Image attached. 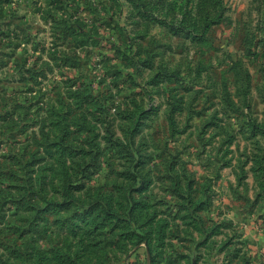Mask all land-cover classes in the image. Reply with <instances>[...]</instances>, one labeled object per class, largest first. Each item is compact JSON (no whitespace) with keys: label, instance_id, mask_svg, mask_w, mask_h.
I'll use <instances>...</instances> for the list:
<instances>
[{"label":"rangeland","instance_id":"rangeland-1","mask_svg":"<svg viewBox=\"0 0 264 264\" xmlns=\"http://www.w3.org/2000/svg\"><path fill=\"white\" fill-rule=\"evenodd\" d=\"M0 264H264V0H0Z\"/></svg>","mask_w":264,"mask_h":264}]
</instances>
